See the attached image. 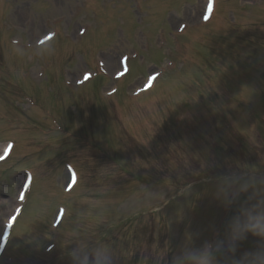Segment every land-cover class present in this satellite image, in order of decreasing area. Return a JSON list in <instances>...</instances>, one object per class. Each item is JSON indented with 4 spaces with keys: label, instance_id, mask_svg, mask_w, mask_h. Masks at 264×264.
I'll return each instance as SVG.
<instances>
[{
    "label": "rangeland",
    "instance_id": "rangeland-1",
    "mask_svg": "<svg viewBox=\"0 0 264 264\" xmlns=\"http://www.w3.org/2000/svg\"><path fill=\"white\" fill-rule=\"evenodd\" d=\"M140 1L134 5L143 10L148 0ZM226 1L221 28L198 25L184 34V55L158 46L154 31H146L152 23L139 24L140 13L129 4L131 16L112 21L102 20L112 9L91 13L96 27L84 12V3L97 4L92 0H0V149L15 142L0 163V233L20 205L24 213L0 264H199L207 255L214 264H248L247 254L264 250V237L245 232L242 222L229 228L233 216L256 203L248 196L264 192V176L202 179L247 167L264 174V132L246 134L248 119L260 127L254 117L264 111V9L239 6L255 0ZM201 3L192 0L171 18L155 0L154 19L170 33L194 20L189 16ZM20 41L32 45L22 48ZM111 57L115 63H107ZM92 71L95 80L76 85L81 73L89 78ZM145 81H152L149 91L136 95ZM116 86L120 91L112 94ZM243 94L249 98L244 111L235 101ZM254 99L255 108H247ZM212 103L228 120L237 109L234 122L246 132L245 144H232ZM69 166L78 178L66 191ZM27 170L34 179L22 202ZM245 184L247 192L234 197ZM188 193L198 194L189 200ZM28 218L16 240L15 229Z\"/></svg>",
    "mask_w": 264,
    "mask_h": 264
},
{
    "label": "clouds",
    "instance_id": "clouds-1",
    "mask_svg": "<svg viewBox=\"0 0 264 264\" xmlns=\"http://www.w3.org/2000/svg\"><path fill=\"white\" fill-rule=\"evenodd\" d=\"M249 185L245 184L241 186L234 194L239 196L241 193L247 192ZM249 200H256V203L249 205L241 209L240 213L233 216L229 222V228H234L237 223H243L245 232H251L255 236L264 237V192L253 191L248 196ZM248 264H264V250L257 253L247 254ZM199 264H214V261L210 255L203 256L199 260Z\"/></svg>",
    "mask_w": 264,
    "mask_h": 264
},
{
    "label": "bare ground",
    "instance_id": "bare-ground-1",
    "mask_svg": "<svg viewBox=\"0 0 264 264\" xmlns=\"http://www.w3.org/2000/svg\"><path fill=\"white\" fill-rule=\"evenodd\" d=\"M113 57V56H112ZM112 57L111 58H106V60H108V62L107 63H109V62H111V63H115V60L113 59L112 60ZM138 70V72L139 71H141L140 69H137ZM12 153V152H11ZM11 155V154H10ZM1 156V155H0ZM42 185H43V183L41 182V183H36V185H34L35 186V192L37 191V188L38 189H40L41 187H42ZM39 196L40 195H38V196H36V198H35V201H34V205H36V202H37V200H38V198H39ZM23 214L24 213H22L21 214V216H20V218H19V220L23 217ZM18 220V221H19ZM29 220H30V218H28V219H24L23 221H22V224H21V226H20V228L18 229V230H16L15 228V239L16 240H18L19 238L18 237H20L21 236V232H22V228H25L27 225H28V223H29ZM15 225L17 226V222L15 223Z\"/></svg>",
    "mask_w": 264,
    "mask_h": 264
},
{
    "label": "snow or ice",
    "instance_id": "snow-or-ice-1",
    "mask_svg": "<svg viewBox=\"0 0 264 264\" xmlns=\"http://www.w3.org/2000/svg\"><path fill=\"white\" fill-rule=\"evenodd\" d=\"M212 10H213V3H212ZM204 19H206V20L209 19V16H208L207 14H205ZM49 38H50V37H49ZM125 60H126V58H125ZM87 78H88V75L85 74V79H87ZM150 79H151V80H152V79H155V77H151ZM2 158H3V157L0 156V159H2ZM76 181H77V177H76ZM69 184H70L71 186L74 185V183H73V181H72V178H71V175H70V177H69ZM28 186H29V183H28ZM24 198H25V197H24V193H22L20 199L23 200Z\"/></svg>",
    "mask_w": 264,
    "mask_h": 264
}]
</instances>
